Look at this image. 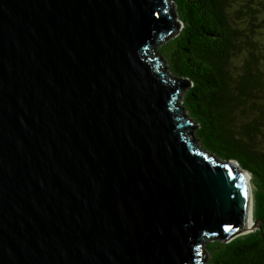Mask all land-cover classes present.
Instances as JSON below:
<instances>
[{"label":"water","instance_id":"1","mask_svg":"<svg viewBox=\"0 0 264 264\" xmlns=\"http://www.w3.org/2000/svg\"><path fill=\"white\" fill-rule=\"evenodd\" d=\"M182 26L171 0H0V264H208L259 228L157 53Z\"/></svg>","mask_w":264,"mask_h":264},{"label":"trees","instance_id":"2","mask_svg":"<svg viewBox=\"0 0 264 264\" xmlns=\"http://www.w3.org/2000/svg\"><path fill=\"white\" fill-rule=\"evenodd\" d=\"M183 26L157 47L187 79L182 106L200 148L252 174L259 228L206 243L208 264H264V0H171Z\"/></svg>","mask_w":264,"mask_h":264},{"label":"bare ground","instance_id":"3","mask_svg":"<svg viewBox=\"0 0 264 264\" xmlns=\"http://www.w3.org/2000/svg\"><path fill=\"white\" fill-rule=\"evenodd\" d=\"M246 178L248 179L250 186H251V190H252V206H251V220L248 224V227L251 228L254 225V192H253V187H252V183L250 180V175L246 174Z\"/></svg>","mask_w":264,"mask_h":264},{"label":"rangeland","instance_id":"4","mask_svg":"<svg viewBox=\"0 0 264 264\" xmlns=\"http://www.w3.org/2000/svg\"><path fill=\"white\" fill-rule=\"evenodd\" d=\"M174 7V10H175V13L177 14V10H176V6H173ZM178 18V17H177ZM177 36V35H176ZM176 36H174V37H176ZM173 37V38H174ZM173 38H171V39H169V40H172ZM169 40H167V41H169ZM167 41H165V42H167ZM164 42V43H165ZM159 47V46H158ZM163 61L165 62V64L167 65L168 64V60H167V58L166 57H164L163 58ZM182 99H183V95H182V97H181V104H182ZM193 121V120H192ZM196 130V129H195ZM195 130H194V136H195ZM196 138V137H195ZM197 142H198V145H199V147H200V144H199V140L197 139ZM252 178L250 177V180H251ZM251 183H252V187H253V192H255V188H254V184H253V182H252V180H251ZM244 234H240V235H238V236H235V237H233L230 241H232L233 239H235V238H237V237H240V236H243ZM230 241H227V242H230ZM226 242V243H227Z\"/></svg>","mask_w":264,"mask_h":264},{"label":"snow or ice","instance_id":"5","mask_svg":"<svg viewBox=\"0 0 264 264\" xmlns=\"http://www.w3.org/2000/svg\"><path fill=\"white\" fill-rule=\"evenodd\" d=\"M247 195V193H245Z\"/></svg>","mask_w":264,"mask_h":264}]
</instances>
